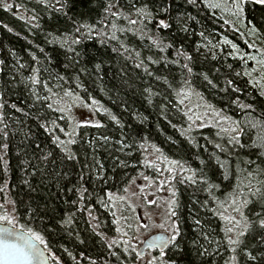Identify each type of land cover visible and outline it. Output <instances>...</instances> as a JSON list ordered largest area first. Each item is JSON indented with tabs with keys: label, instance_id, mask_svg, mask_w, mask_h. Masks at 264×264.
<instances>
[{
	"label": "trees",
	"instance_id": "obj_1",
	"mask_svg": "<svg viewBox=\"0 0 264 264\" xmlns=\"http://www.w3.org/2000/svg\"><path fill=\"white\" fill-rule=\"evenodd\" d=\"M221 2L0 0V223L39 233L51 264H133L125 193L170 170L179 235L152 264H264V97L218 45L264 54V6L239 0L237 23ZM77 104L96 120L72 128ZM233 197L253 222L239 245Z\"/></svg>",
	"mask_w": 264,
	"mask_h": 264
},
{
	"label": "rangeland",
	"instance_id": "obj_2",
	"mask_svg": "<svg viewBox=\"0 0 264 264\" xmlns=\"http://www.w3.org/2000/svg\"><path fill=\"white\" fill-rule=\"evenodd\" d=\"M221 1L224 3L227 2V0ZM219 4L226 10L231 19L237 23L240 21L234 3L225 5L221 2ZM224 44H229L231 46L233 56L244 61L245 76L250 80V84H253L259 89L261 95L264 97V54L259 50H250L247 52L240 51L238 47L232 44L228 39L222 38L218 45L223 47ZM221 46L218 47L221 48ZM60 109H63V113L70 119L72 128H76V124L93 123L96 120L95 114L82 104L64 106ZM168 171L170 172V170ZM169 172H167L166 175H164L162 171H158L155 174L152 173L150 182L146 183L143 182V178L142 180L140 179L141 182L138 180L132 181L125 193V196L132 205L137 204V206L141 207L138 213V221L136 225H134L132 233L127 236L129 240L126 243V245L134 250L135 260L133 264H147L154 258V249H146L142 255H137L136 250L143 239L155 232H165L169 236L173 232V224H175V222L168 214L170 211V194L172 191L170 184L171 175ZM135 183L138 184V186H136ZM145 186L148 189H146ZM123 232L124 230H122V233ZM230 264H233V262Z\"/></svg>",
	"mask_w": 264,
	"mask_h": 264
},
{
	"label": "snow or ice",
	"instance_id": "obj_3",
	"mask_svg": "<svg viewBox=\"0 0 264 264\" xmlns=\"http://www.w3.org/2000/svg\"><path fill=\"white\" fill-rule=\"evenodd\" d=\"M233 2L236 6L237 13L243 11V8L241 7L239 0H233ZM252 3L254 5L264 6V0H252ZM8 7H12V6L8 5ZM111 7L112 5H109V8ZM211 7H219V5L212 4ZM138 11H143V9H139ZM113 15L116 14L113 13ZM130 23L135 24L136 21L132 20L130 21ZM159 26L167 27L165 21L163 20L159 22ZM113 27L115 26L113 25ZM255 30L256 29L254 26L252 31ZM80 31H81L80 28L76 29V32H80ZM72 42L79 43L80 38L77 37ZM189 71H191V69H189ZM33 83H36L35 78H33ZM229 83L231 84V81H229ZM65 95H69V93H65ZM48 106L50 108L52 107L51 104H49ZM233 139H235V137H233ZM70 143H74V141H70ZM172 163L175 164L178 162L173 161ZM181 170L182 171L184 170L182 166H181ZM249 175L252 174L250 173ZM145 179H147V177H145ZM186 179L192 180L193 183L195 182L193 180V177L191 176L186 177ZM248 192L252 196H260L264 198V191H262L260 188L254 189L253 187H251V182L249 184ZM248 203H249L248 199L238 200L235 197L232 198L231 200L232 210L239 214L240 219H236L235 216H231V215L223 216V214H221L223 218L228 220L229 224L231 225L230 227L226 228V233H232L233 230L236 229V239H233L230 235L227 237V242L229 245H239L242 242L240 238L245 236V233L253 224V222L249 221L248 218L244 215V212L242 210ZM175 215L176 213L173 211L171 213V216L175 217ZM0 219L5 220L8 223H12V221L7 216L0 217ZM197 223L199 224V221H197ZM258 224L261 229H264V219H259ZM129 227H131V225H129ZM117 231H119V229H117ZM8 232L9 230L6 228L0 229V233L4 234V235H0V264H31L32 261L38 260L42 256L41 250L36 246V244L33 243V241H38L39 244H45L44 238L39 233L33 232L32 230H29L27 235L13 233L12 235L15 236V239H9V236L7 235ZM125 235H127V233H125ZM178 235H179V231L176 228L175 224H173V232L168 238L166 239L163 237L156 238L152 241L150 246L160 247V248L167 247L169 244L177 240ZM137 255L139 256V254ZM160 255L163 256L164 253L161 252ZM233 259L235 258L233 257ZM149 264H152V262L149 261Z\"/></svg>",
	"mask_w": 264,
	"mask_h": 264
},
{
	"label": "water",
	"instance_id": "obj_4",
	"mask_svg": "<svg viewBox=\"0 0 264 264\" xmlns=\"http://www.w3.org/2000/svg\"><path fill=\"white\" fill-rule=\"evenodd\" d=\"M8 229L9 232L7 233V235L9 236V239H15V236L12 235L13 233L15 234H22V235H27L28 232L15 227L13 225L10 224H6V223H0V229ZM0 235H4L3 233H0ZM159 237H163V238H168L169 235L165 232H155L150 234L149 236H147L145 239L142 240L141 244L138 246L137 248V254L142 255V253L146 250V249H155L157 251H163L166 249V247L164 248H160V247H151V243L154 239L159 238ZM30 238V237H29ZM34 244H36V246L41 250L42 252V256L38 259V260H34L31 262V264H51L49 257H48V253L45 250V248L42 246V244H39L38 241H33Z\"/></svg>",
	"mask_w": 264,
	"mask_h": 264
},
{
	"label": "flooded vegetation",
	"instance_id": "obj_5",
	"mask_svg": "<svg viewBox=\"0 0 264 264\" xmlns=\"http://www.w3.org/2000/svg\"><path fill=\"white\" fill-rule=\"evenodd\" d=\"M154 251H157V250L154 249Z\"/></svg>",
	"mask_w": 264,
	"mask_h": 264
}]
</instances>
